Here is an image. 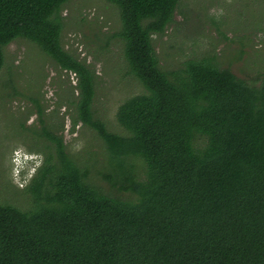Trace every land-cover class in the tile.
<instances>
[{
    "label": "trees",
    "instance_id": "obj_1",
    "mask_svg": "<svg viewBox=\"0 0 264 264\" xmlns=\"http://www.w3.org/2000/svg\"><path fill=\"white\" fill-rule=\"evenodd\" d=\"M68 1L0 0V72L5 47L26 39L79 78L72 122L105 143L115 193L44 129L54 147L27 190L33 206L0 203V264H264V75L249 84L210 59L165 72L153 37L180 0H106L146 91L118 108L127 135L113 133L94 116L92 70L62 45Z\"/></svg>",
    "mask_w": 264,
    "mask_h": 264
},
{
    "label": "rangeland",
    "instance_id": "obj_2",
    "mask_svg": "<svg viewBox=\"0 0 264 264\" xmlns=\"http://www.w3.org/2000/svg\"><path fill=\"white\" fill-rule=\"evenodd\" d=\"M61 40L66 51L85 63L95 76V118L109 131L127 135L118 123L119 106L144 94L125 57L120 9L106 0H69L61 10ZM165 72L184 68L190 60L210 59L249 84L264 75V0H180L174 21L153 37ZM0 72V203L29 210L27 192L37 175L19 174V157L34 154L42 164L54 145L41 135L51 129L67 152L99 187L114 194L107 147L77 117L79 78L66 72L34 43L17 39L4 50ZM55 153V151H52ZM38 155V156H36ZM143 169L141 161L137 162Z\"/></svg>",
    "mask_w": 264,
    "mask_h": 264
},
{
    "label": "clouds",
    "instance_id": "obj_3",
    "mask_svg": "<svg viewBox=\"0 0 264 264\" xmlns=\"http://www.w3.org/2000/svg\"><path fill=\"white\" fill-rule=\"evenodd\" d=\"M38 156V155H36ZM19 174H25V175H30L31 173H37V171L40 169V167L42 166V164H40L39 162V158L35 157L34 154H25V155H21L19 157ZM35 173V174H36Z\"/></svg>",
    "mask_w": 264,
    "mask_h": 264
},
{
    "label": "flooded vegetation",
    "instance_id": "obj_4",
    "mask_svg": "<svg viewBox=\"0 0 264 264\" xmlns=\"http://www.w3.org/2000/svg\"><path fill=\"white\" fill-rule=\"evenodd\" d=\"M45 149H48V150H50V145H48V146H45Z\"/></svg>",
    "mask_w": 264,
    "mask_h": 264
}]
</instances>
